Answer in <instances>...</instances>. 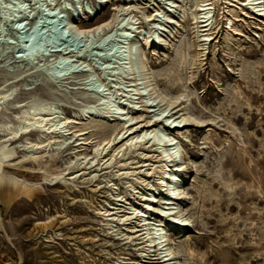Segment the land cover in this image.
<instances>
[{
	"label": "rangeland",
	"instance_id": "374dc122",
	"mask_svg": "<svg viewBox=\"0 0 264 264\" xmlns=\"http://www.w3.org/2000/svg\"><path fill=\"white\" fill-rule=\"evenodd\" d=\"M148 1L149 7L130 11L144 30V72L154 88L141 104L153 105H137L133 112L149 109L145 116L187 120L179 129L164 128L179 146L177 211L188 220L185 228L166 225L170 219L163 222L167 247L177 264H264V3L262 13L251 14L245 6V14L240 3L246 0ZM118 3L109 0L94 19L80 17L76 24L87 28L105 21ZM197 3L210 8L208 32L194 19ZM78 5L74 0L72 8L79 10ZM6 28L9 39L0 42V87L14 88L15 97L27 103L56 102L70 118L74 137L45 150L0 140L2 171L35 183L0 184V217L9 236L0 229V264H146L140 245L115 238L137 220L107 221L100 211L115 212L117 207L122 215L127 203L143 206L141 193L159 185L160 152L146 149L147 163L153 164L146 168L138 167L146 158L135 148L102 165L101 159L110 158L120 143L108 147L93 165L80 159L78 151L84 149L91 158L97 142L122 125L85 119L81 109L90 99L77 89L83 86L59 85L46 76L48 65L18 57V48L10 43L14 31L11 25ZM156 34L163 44H147L148 36L155 40ZM158 92L176 101L171 110L166 101H157ZM1 109L0 120L18 122L14 110ZM76 138L86 144L78 147ZM125 160L127 167L138 168L117 176L118 162ZM165 195L162 190L154 208ZM121 196L126 201H117ZM151 214L153 226L161 224L162 216Z\"/></svg>",
	"mask_w": 264,
	"mask_h": 264
},
{
	"label": "bare ground",
	"instance_id": "6f19581e",
	"mask_svg": "<svg viewBox=\"0 0 264 264\" xmlns=\"http://www.w3.org/2000/svg\"><path fill=\"white\" fill-rule=\"evenodd\" d=\"M101 1H106L105 3L109 2V0ZM116 1L119 3L114 8L110 18L92 27L82 28L76 24V19H79L81 15L86 17V19L90 18L87 14L88 11L85 9L84 0H78L80 14L76 19L72 16V10L67 7V5L74 7V0H0V42L7 43L6 41L9 38L5 34L7 30L6 26L11 25L14 31V41L10 43L18 48V51H16L18 54L19 52L26 54L27 51L23 46L24 43L19 38L26 27H30L31 29L39 17L43 21V27L45 28L51 27L53 25L52 21L56 19L58 20L57 23L62 21L61 14L68 17L64 31L70 30L76 37L80 36L84 42L76 43V41L70 39L69 35H65L61 41L63 44H67L66 48L50 52L44 59L32 62L39 67L41 65L45 66V64L48 65L45 72L46 76L48 78L52 77L55 80L57 79L59 85L65 84L66 86L67 84L74 83L75 85L83 86V88L77 89L83 90L82 92L89 96L90 99L81 109L85 119L93 118V120L97 119L98 121L108 119L110 121H117L122 125L120 129H113L111 136L97 142L91 152L94 155L91 158L90 155L83 153L84 149L80 150L82 152L78 151L82 155L80 159H85L87 164L93 165L95 160L108 147L119 143L120 145L114 148L115 150L110 155V158L108 157L106 160L104 158L101 159L102 165H105L109 161L111 162L116 153L135 148L141 150L140 154L146 158L143 161L144 165L139 166V164L138 167L151 166L153 164L147 163L150 160L147 159L146 149L150 146L160 152L159 162L161 164L158 166L160 168L159 185L148 190L144 189L145 191L139 196L143 200V206H134L131 203H127V211L122 215H117L121 212V209L117 207L112 208L115 212L111 211L108 213L104 208H101L100 214L105 217L118 216L117 219L115 217H106V220H120L122 224L128 220H137L134 225L130 227L126 226L122 230L125 233L119 234L115 238L127 240L126 242L134 246L140 245L137 249H142L145 252L144 259H146V264H177L178 262L173 259L170 247H167L163 222L170 219V223L166 225L174 226L175 224L185 228L188 226V220L181 214H178L177 211V201L180 194L178 187L181 180L178 173L181 168L177 162L179 146L173 137L167 135L164 128L168 126L170 129L172 127L179 129L184 124V121L187 120L182 119L180 121L168 114H162L158 117L145 116L144 112H151L149 109V111L142 110V112L141 110H137L139 113L133 112V110L136 111L137 105H140L139 107H151L153 105V103H149L148 105L141 104L144 102L141 99L146 94L149 95L154 88L149 83V76L144 72L145 65L141 45V35L144 33V30L141 26H136V24H140L139 19L133 11H130L132 8L140 5L142 9L149 7V1ZM96 2L97 0L94 3H90L89 10L91 13L97 9ZM262 3H264V0H246L245 4L240 3V9L244 11V7L248 6L251 9V14L254 12L262 13L260 9ZM100 6L102 8L101 3ZM206 6L207 4L197 3V12L193 14L196 23L201 22V25L198 27H203V31L208 32L211 29V22H209L211 11ZM98 12L96 11L94 16ZM244 12L246 14L249 11ZM32 18L33 20H31ZM199 19L201 20L198 21ZM156 37L157 39L150 40V36H148V40H146L147 44L162 45L163 38H158L157 34ZM116 44L119 45L120 50H114ZM109 45L110 48L107 47ZM23 56L18 55L20 58H23ZM39 56H43V53L40 52ZM59 60L71 62V66L69 67L71 71L63 74V71L58 66ZM29 62L32 63L31 61ZM15 95L14 88L5 90L0 87L1 112H3V109L9 110L10 108L14 110V118L18 120L17 123H12L10 120H0L1 141L10 142L16 148L32 147L35 150H45L50 144H58L59 146L69 142L74 137L70 135V129L72 128L70 118L63 116V112L58 108L56 102L38 100L27 103L26 100L17 99ZM156 98L160 102L166 101L168 104L167 108L170 110L176 103L175 100L168 99L167 95L163 92L160 94L158 92ZM88 128L85 127L79 131H84ZM81 140V138L74 140L78 147L86 144L85 141ZM118 163L117 176L128 175L130 173L128 170L138 168L127 167L129 163L126 160L123 162L119 161ZM1 167L3 166L0 163V184L13 182L15 186L20 185V183L24 186L35 185V183L18 177L15 174L4 173ZM149 169L151 168H148L147 171ZM66 170L67 168L63 169V171ZM76 172H80V170ZM147 173L150 174L149 171ZM110 182L111 180H108L109 186ZM144 185L146 186V182ZM162 190H165L167 195L161 198L162 202L158 203V209L154 208L153 204L158 202L157 197ZM107 197L109 196L107 195ZM123 199L126 201L127 198L121 196L117 201L124 202ZM115 205L118 206V204ZM103 210L105 212H102ZM151 212H156V215L159 217L162 216L161 224L153 226L154 218L150 216L153 215ZM0 229L9 238L1 217ZM113 264L125 263H121L120 261ZM126 264L138 263L128 262Z\"/></svg>",
	"mask_w": 264,
	"mask_h": 264
},
{
	"label": "water",
	"instance_id": "95a60500",
	"mask_svg": "<svg viewBox=\"0 0 264 264\" xmlns=\"http://www.w3.org/2000/svg\"><path fill=\"white\" fill-rule=\"evenodd\" d=\"M100 1L101 0H97L96 2V8H97L96 11L101 10L100 3L102 4V8L105 6L106 1H103V2L102 1L100 2ZM121 1H124V0H121ZM84 5H85V9L88 11L87 14L90 16V18L86 19V17L81 16L82 20L94 19L93 16L96 11L91 13V11L89 10V7H90L89 3H85ZM67 7L72 10V16L74 19H76L77 16L80 14V10L77 9L78 10L77 11L76 9H73L70 5H67ZM60 17H62V21L57 23L58 20L56 19L55 21H52L53 25L48 28L43 27V23H42L43 21L40 19V17L38 18V20H36V24H34V26L31 29L30 27H26V29L22 31V34L20 35L19 38H20V41L24 43L23 46L24 48H26L27 52L26 54L19 52L18 55H24L23 58L31 62L32 61L36 62L38 60L37 58L38 54L41 52L43 53V56H39V59H44V56L48 55L50 52L58 51V50H61L67 47V44L65 45L61 41V39H63L65 35H69L70 39L73 41H76V43H79V42L83 43L84 40H81L80 36L76 37L75 35H73V33L70 30L67 32L64 31V28L67 25L66 23L68 21V17L62 14L60 15ZM31 20H33V18ZM54 22H56L57 24ZM107 47L110 48V45ZM114 50H120L117 44L114 46ZM58 66L60 70L63 71V74L71 71L69 69V67L71 66V62L59 60ZM49 79L55 80L52 77H50Z\"/></svg>",
	"mask_w": 264,
	"mask_h": 264
},
{
	"label": "built area",
	"instance_id": "2783aa9c",
	"mask_svg": "<svg viewBox=\"0 0 264 264\" xmlns=\"http://www.w3.org/2000/svg\"><path fill=\"white\" fill-rule=\"evenodd\" d=\"M118 47H119V45H118ZM120 48V47H119Z\"/></svg>",
	"mask_w": 264,
	"mask_h": 264
}]
</instances>
